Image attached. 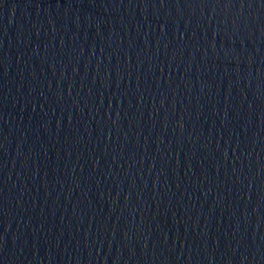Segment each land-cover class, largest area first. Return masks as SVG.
Wrapping results in <instances>:
<instances>
[{
  "label": "water",
  "instance_id": "obj_1",
  "mask_svg": "<svg viewBox=\"0 0 264 264\" xmlns=\"http://www.w3.org/2000/svg\"><path fill=\"white\" fill-rule=\"evenodd\" d=\"M0 264H264V0H0Z\"/></svg>",
  "mask_w": 264,
  "mask_h": 264
}]
</instances>
